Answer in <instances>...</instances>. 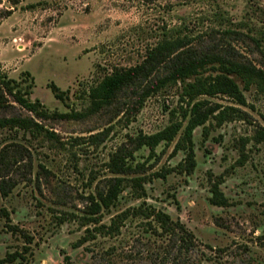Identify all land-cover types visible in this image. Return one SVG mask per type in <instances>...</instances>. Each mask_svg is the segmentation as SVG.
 Wrapping results in <instances>:
<instances>
[{
  "label": "rangeland",
  "instance_id": "374dc122",
  "mask_svg": "<svg viewBox=\"0 0 264 264\" xmlns=\"http://www.w3.org/2000/svg\"><path fill=\"white\" fill-rule=\"evenodd\" d=\"M216 1L235 19L247 16L242 0ZM253 1L264 9V0ZM213 8L176 7L170 0L155 6L141 0H0V71L13 79H25L29 73L34 80L31 100L51 112L84 111L89 106L88 89L108 70L140 63L160 30L183 17L194 34L203 33L211 25L205 14ZM236 45L257 64L264 61L258 51L251 55L247 45ZM53 85L69 92L70 98L57 100ZM246 95L249 106L240 108L249 114L248 120L223 126L209 122L207 136L204 128L196 130L197 166L192 175L179 170L185 155L174 154L176 142L162 144L154 156L146 148L137 152L133 164L144 163L149 179L146 198L137 200L128 189L104 217L103 223L109 225L114 215L146 202L193 234L189 251L156 223L140 217H131L116 238L98 237L74 248L87 235L81 218L85 198L113 177L107 166L111 155L129 135H151L167 127L171 111H181L177 89L149 99L129 126L121 117L103 113L46 122L65 145L32 141L34 170L28 176L35 180L41 164L51 174L42 173L39 183L20 182L8 199L0 196V210L7 209L12 224L34 239L28 264H65L66 256L76 264H264V143L243 145L256 127L264 126V96L256 91ZM210 101L236 106L224 96ZM108 129L102 142L92 144V136ZM11 135L0 131V141ZM168 171L165 179L156 176ZM216 182L228 198L227 207L209 201ZM62 201L66 206L58 204ZM24 243L0 216V260L23 249Z\"/></svg>",
  "mask_w": 264,
  "mask_h": 264
},
{
  "label": "trees",
  "instance_id": "16d2710c",
  "mask_svg": "<svg viewBox=\"0 0 264 264\" xmlns=\"http://www.w3.org/2000/svg\"><path fill=\"white\" fill-rule=\"evenodd\" d=\"M141 1L147 6H155L165 0ZM170 1L176 7L210 4L216 8L205 14L211 25L203 33L194 34L183 17L176 25L163 27L156 36V42L146 49L140 63L130 67H112L94 82L86 93L89 106L84 111L51 112L40 101L31 100L34 80L29 73H26L25 79H13L0 71V131L13 133L0 141L2 199H8L20 182L39 183L42 173L51 174L41 164L35 180L28 176L34 170L32 141L65 145L46 122L77 121L103 113L114 119L121 117L119 120L129 126L142 113L149 99L175 89L178 91L181 111H171L173 118L167 127L151 135H129L127 142L111 155L107 166L113 177L85 198L84 216L81 218L87 235L74 244L75 249L82 248L98 237L116 238L121 235L122 228L131 217H140L156 223L162 233L176 237L181 243L180 248L183 243L189 251L194 245L193 234L179 221H173L169 214L146 202L114 215L109 225L103 223L104 217L112 213L128 189L132 190L135 199L146 198L145 186L149 179L144 163L133 164L137 152L146 148L154 156L162 144L169 147L176 142L174 154L181 152L185 155L179 170L192 175L197 166L194 143L196 130L204 128L203 133L207 136L206 125L209 122L223 126L235 121H246L249 114L240 108L249 106L246 94L256 91L264 96V61L257 64L236 45L245 44L250 50L249 54L258 51L264 58V9L253 0H242L247 5V16L235 19L216 0ZM52 89L57 100L65 102L70 98L69 92H62L55 85ZM219 96L231 99L236 106H223L210 101ZM110 130L92 136V144L102 142ZM250 142L264 143V126L256 127L255 135L243 145ZM169 173L156 176L165 179ZM38 188L41 190L40 184ZM211 193V205L228 206V198L221 191V183H214ZM58 204L66 206L65 201ZM0 216L5 219L12 234L25 240L23 249L8 253L5 259L0 260V264H28L33 237L12 224L7 209L2 208ZM89 226L94 228L89 229ZM217 226L222 225L217 222ZM65 264L76 263L66 256Z\"/></svg>",
  "mask_w": 264,
  "mask_h": 264
}]
</instances>
